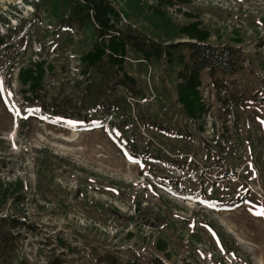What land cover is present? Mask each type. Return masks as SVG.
I'll use <instances>...</instances> for the list:
<instances>
[{
	"label": "rangeland",
	"instance_id": "rangeland-1",
	"mask_svg": "<svg viewBox=\"0 0 264 264\" xmlns=\"http://www.w3.org/2000/svg\"><path fill=\"white\" fill-rule=\"evenodd\" d=\"M24 1H0L10 25L28 24L25 45L0 60V216L26 220L8 264H104L108 254L264 264V216L253 214L264 207V0H112L122 27L164 44L196 36L234 45L244 67L218 84L203 71L207 110L193 119L177 91L186 49L169 61L130 48L125 71L142 95L115 90L120 110L105 124L23 102L17 73L39 59L53 66L50 93L80 98L83 56L95 42L92 29L60 24L59 0Z\"/></svg>",
	"mask_w": 264,
	"mask_h": 264
},
{
	"label": "trees",
	"instance_id": "trees-1",
	"mask_svg": "<svg viewBox=\"0 0 264 264\" xmlns=\"http://www.w3.org/2000/svg\"><path fill=\"white\" fill-rule=\"evenodd\" d=\"M42 1L45 0H31V5L39 8ZM59 1L62 6L60 24L71 31L92 29L95 42L93 48L83 56V74L88 77V83L80 98L62 97L45 88L46 75L53 66L44 59L20 67L17 77L23 102L28 106L34 105L40 114L62 115L67 122L76 120L90 124L98 122L93 119L94 115H102L103 124L107 123L112 113L120 110L117 101L111 98L115 90L122 87L133 96L142 95L136 78L125 71L130 48L141 52L145 59L166 57L169 61L179 48L186 49V55H179L181 67L178 70L177 91L185 114L193 119H201L207 110L200 91L203 71H208L214 84H218L219 75H234L244 67L242 49L234 45L206 42L191 34L197 40L164 44L140 30L122 27L119 25L121 13L112 0ZM14 12L22 15L17 6L12 10ZM27 26L21 18L16 25H10L7 13L0 7V60L10 55L11 49L25 45L26 39L21 34ZM11 59L12 56L8 61ZM245 197L246 194L241 199ZM25 221L9 214L0 216V264L9 263L19 245L18 228L25 225ZM104 264L143 263L137 259L124 261L114 254H108L105 255ZM149 264L169 263L155 256Z\"/></svg>",
	"mask_w": 264,
	"mask_h": 264
},
{
	"label": "snow or ice",
	"instance_id": "snow-or-ice-1",
	"mask_svg": "<svg viewBox=\"0 0 264 264\" xmlns=\"http://www.w3.org/2000/svg\"><path fill=\"white\" fill-rule=\"evenodd\" d=\"M0 90H2V82H0ZM262 123H264V122H262ZM249 210L251 211V209H249ZM253 214L257 215V216H264V207H262L259 212H254Z\"/></svg>",
	"mask_w": 264,
	"mask_h": 264
}]
</instances>
